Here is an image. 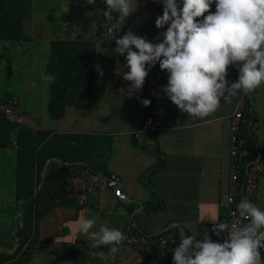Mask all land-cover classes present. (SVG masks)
I'll list each match as a JSON object with an SVG mask.
<instances>
[{
	"label": "crops",
	"instance_id": "crops-1",
	"mask_svg": "<svg viewBox=\"0 0 264 264\" xmlns=\"http://www.w3.org/2000/svg\"><path fill=\"white\" fill-rule=\"evenodd\" d=\"M106 10L104 0H96L95 5L86 0H0V68L4 70L0 98H18L25 112L23 124L11 131L12 143L0 147V186L12 191L13 179L5 171L12 168L13 142L21 130L30 129L40 144L54 138L52 145L69 148L61 149L63 155L69 159L73 153L79 155L71 162L58 151L46 160L44 170L52 162H85L118 177L126 195L120 200L105 187L92 192L84 207L64 197L57 199L35 227L34 250L0 264H146L144 256L123 242L115 254H109V246L90 249L91 241L79 233L81 217L96 218L91 231L106 224L124 233L135 222L146 233L182 238L185 232L200 240L217 237L214 223H226L228 216L230 124L236 109L247 108L239 131L252 159L264 161V85L228 100L221 98L215 112L194 118L162 91L168 73L157 63L142 89L132 98L123 96L120 89L127 91L131 84L123 79L122 73L128 71L123 67L125 56L99 37L100 22L116 20L119 37L131 30L159 42L157 36L165 29H158L155 20L163 14V0H138L125 22L117 13L105 17ZM210 10L215 12V3ZM21 33L24 37L8 40L7 36ZM42 73L54 76V82L46 83ZM226 79L229 83L238 79L236 66L229 67ZM141 99L166 114L167 127L135 137L132 131L148 108ZM6 135L5 125H0V141ZM258 179L256 205L264 210V172ZM13 197L12 192L0 194V202ZM90 251H103L109 258H94Z\"/></svg>",
	"mask_w": 264,
	"mask_h": 264
},
{
	"label": "clouds",
	"instance_id": "clouds-1",
	"mask_svg": "<svg viewBox=\"0 0 264 264\" xmlns=\"http://www.w3.org/2000/svg\"><path fill=\"white\" fill-rule=\"evenodd\" d=\"M104 2V16L117 13L122 22L138 7V0L135 5L133 0ZM86 3L95 5L96 0ZM213 3L215 12L210 10ZM155 26L165 29L156 43L131 30L115 38V51L125 56L123 67L128 69L122 73L123 79L131 82L127 91L120 89L123 96L132 98L142 89L157 63L168 73L162 91L180 111L194 118L215 112L221 98L228 100L238 92L250 93L264 85V0H163V14L156 18ZM230 66L238 68V79L231 83L226 79ZM41 78L49 84L55 80L43 73ZM140 102L145 107L151 103L148 99ZM237 212L246 223H214L212 232L217 237L225 234L222 241L182 236L173 251L174 264H262L264 210L245 197ZM96 222L95 217H81L79 233L91 241L90 249L109 246V254H115L126 236L106 224L91 231ZM109 254L88 253L103 261Z\"/></svg>",
	"mask_w": 264,
	"mask_h": 264
},
{
	"label": "trees",
	"instance_id": "trees-1",
	"mask_svg": "<svg viewBox=\"0 0 264 264\" xmlns=\"http://www.w3.org/2000/svg\"><path fill=\"white\" fill-rule=\"evenodd\" d=\"M21 36H23L22 33L18 35L12 34L7 37L8 40L10 38L18 40ZM7 98L17 99L22 106L20 100L15 97L0 99ZM3 124L5 125L7 135L3 141H0V147L7 148L9 143H12L11 131L18 125L11 124L6 119L0 117V125L3 126ZM21 131L18 134V139L14 140L17 141L18 147L13 152L12 168H10V171H5L6 177H12L14 187L11 191L10 187L0 186V194L2 196H5L8 192H12L14 196L7 203L0 202V262H6L23 252L34 250L35 245L31 242V238L35 233V220L53 207L57 199L64 197L75 202L74 199L66 197V186L69 179L68 176L72 172V167L78 163L57 164L56 162H52L45 170L44 167L49 157L59 155L58 151H61L60 156L66 160H71V162L72 159L79 157L78 153H73L71 159H69L66 155L62 154L63 151L69 149L66 145L62 144L61 148H58L57 144L52 145L51 143L54 138L50 140L51 142L46 141L40 144L38 135L34 134L32 130L23 129L24 133L23 131L21 133ZM237 134L243 138L240 131ZM244 146L248 150V155L244 157V160L252 159L253 157L246 146V141ZM163 233L181 239L178 234L173 235L166 232L159 234ZM2 238L5 239L4 242ZM223 238L213 237L212 240L222 241ZM123 245L135 248L144 256L146 264H159L158 248L156 246L151 251L143 252L133 245L129 246L127 242H123ZM9 249L14 250L9 253ZM260 252L262 264H264V248L260 249ZM163 264H174L173 257L170 254L167 255Z\"/></svg>",
	"mask_w": 264,
	"mask_h": 264
},
{
	"label": "built area",
	"instance_id": "built-area-1",
	"mask_svg": "<svg viewBox=\"0 0 264 264\" xmlns=\"http://www.w3.org/2000/svg\"><path fill=\"white\" fill-rule=\"evenodd\" d=\"M99 37L107 42V45L115 44V38L119 37L118 22L114 19H102L100 22ZM17 99H0V117L6 119L14 125H20L25 120V112ZM244 110H247L244 109ZM242 109L232 111L231 134H230V166L228 189V219L230 226L233 222L246 223L239 217L237 205L243 198L255 203L260 175L264 172V161L257 159L244 160L248 155V150L244 146L245 140L238 136L244 113ZM141 123L132 131L135 137H142L167 127V116L164 113L156 112L153 106H148ZM15 148L17 141L13 142ZM66 186V197L75 200L79 207H84L89 200L90 194L105 187H110L118 199L123 200L126 195L122 190V182L116 176H110L104 172L92 169L87 163L81 162L72 167V172L68 176ZM129 246L133 245L137 249L148 252L155 246L158 248V263L163 264L167 255L173 257V251L179 245L180 238L168 234L145 233L141 231L135 222L128 224L124 232ZM225 235V234H224Z\"/></svg>",
	"mask_w": 264,
	"mask_h": 264
},
{
	"label": "rangeland",
	"instance_id": "rangeland-1",
	"mask_svg": "<svg viewBox=\"0 0 264 264\" xmlns=\"http://www.w3.org/2000/svg\"><path fill=\"white\" fill-rule=\"evenodd\" d=\"M16 71H13V74H15ZM3 73H4V70H2L0 68V79L3 77ZM41 219V217L39 216L36 220H35V223L37 225V223L39 222V220ZM23 262V261H22Z\"/></svg>",
	"mask_w": 264,
	"mask_h": 264
},
{
	"label": "water",
	"instance_id": "water-1",
	"mask_svg": "<svg viewBox=\"0 0 264 264\" xmlns=\"http://www.w3.org/2000/svg\"><path fill=\"white\" fill-rule=\"evenodd\" d=\"M183 236H186L185 232L183 233Z\"/></svg>",
	"mask_w": 264,
	"mask_h": 264
}]
</instances>
